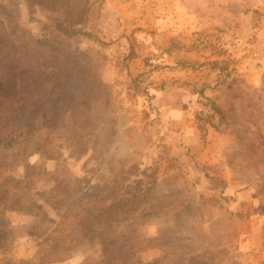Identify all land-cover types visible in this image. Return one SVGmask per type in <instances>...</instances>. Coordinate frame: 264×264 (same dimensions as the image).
<instances>
[{
	"label": "rangeland",
	"instance_id": "374dc122",
	"mask_svg": "<svg viewBox=\"0 0 264 264\" xmlns=\"http://www.w3.org/2000/svg\"><path fill=\"white\" fill-rule=\"evenodd\" d=\"M0 133V264H264V0H0Z\"/></svg>",
	"mask_w": 264,
	"mask_h": 264
},
{
	"label": "trees",
	"instance_id": "16d2710c",
	"mask_svg": "<svg viewBox=\"0 0 264 264\" xmlns=\"http://www.w3.org/2000/svg\"><path fill=\"white\" fill-rule=\"evenodd\" d=\"M30 41H31V39H30ZM193 47H195L196 48V45H193ZM170 49V48H169ZM168 49V50H169ZM217 62L215 63V62H211V63H208V65H209V67L211 68V69H215L216 68V66H217ZM150 66H152L151 64H149ZM154 67H151V69L150 70H152ZM226 77L225 78H228L229 77V75L228 74H226L225 75ZM141 83L142 82H140V81H138L136 84H135V86H134V89L136 90V93L137 94H140L141 92H143L146 96H148V90H147V86L145 85V86H143V85H141ZM234 83V79H231V82L227 85V89H230L231 88V85ZM203 103H202V106L203 107H205V109H207L208 111H210L209 113H207L208 115H207V118L208 119H213L214 118V116L216 115V116H218V119H219V123H221L223 120H224V111L222 110V109H220V107H218V106H216L215 105V103H214V100H212V99H210V98H208V97H204L203 98ZM201 130H202V127L200 128ZM16 128L13 126V124L12 123H7L6 124V126H4L2 129H1V131L5 134V135H2V133H0L1 135H2V137L1 138H8V136L10 135V134H13V133H15L16 132ZM33 131H34V129H33ZM0 135V136H1ZM35 176H37V175H35ZM9 177L8 176H6V177H3V179L6 181V179H8ZM25 178H28L29 179V177L28 176H25ZM33 178L31 177V180H32ZM38 179H39V177H38ZM31 180H29V181H27V180H25V179H20V180H18L17 182H16V184H18L19 186H23L22 188H21V191H25V192H28L30 195H34V194H39V195H41V193H37L38 191H34V192H32V189L30 188V186H29V184H27V183H29V182H31ZM15 184H8L7 182H6V184H5V187H4V189H1L0 190V226L1 225H4L6 222H5V216H4V214H3V211H7V210H12V209H16L17 207H18V204L19 203H15L14 204V200L12 199V197H11V199H10V196H9V192H10V190L11 189H15V187H13ZM28 186V187H27ZM58 188V184L56 185V183H55V185H53L48 191H45V190H43V194H42V196L44 197V200L47 202V203H49V204H51V205H53V203H52V201H51V199H52V194L54 193V189H57ZM115 193V191H108L107 192V197H106V199H109V198H112L111 196H113V194ZM129 192L128 191H123V192H121V193H118V194H114L115 196L114 197H120V201L121 200H125L126 198H124V197H126V195L128 194ZM9 196V197H8ZM47 196H49V198L47 197ZM132 197H135V195H133ZM8 198V199H7ZM17 202H20L19 200L17 201ZM259 208H260V212H264V207L262 206V205H260L259 204V206H258ZM74 209V208H73ZM60 246H62V243H59V244H55L54 246H50V248H51V250H50V254H52V258L51 257H48L47 258V260H46V262L45 261H43L41 258L40 259H38L37 260V262H35L34 264H51V263H53V262H55L56 260H57V257H55L56 256V254H58V249L60 248ZM47 250H40V252H46ZM103 252H104V254H105V256L106 257H109L108 256V252H109V250H108V248H107V250L105 249H103ZM45 258V257H44ZM62 260H65V259H62Z\"/></svg>",
	"mask_w": 264,
	"mask_h": 264
},
{
	"label": "crops",
	"instance_id": "0c3cea01",
	"mask_svg": "<svg viewBox=\"0 0 264 264\" xmlns=\"http://www.w3.org/2000/svg\"><path fill=\"white\" fill-rule=\"evenodd\" d=\"M259 245L260 242L256 235H246L243 237V239H240L241 251L244 254H246L248 251H251L253 247H257L256 251H259Z\"/></svg>",
	"mask_w": 264,
	"mask_h": 264
}]
</instances>
